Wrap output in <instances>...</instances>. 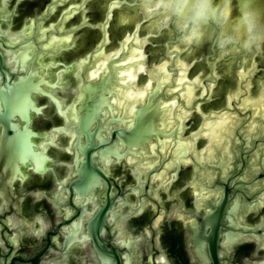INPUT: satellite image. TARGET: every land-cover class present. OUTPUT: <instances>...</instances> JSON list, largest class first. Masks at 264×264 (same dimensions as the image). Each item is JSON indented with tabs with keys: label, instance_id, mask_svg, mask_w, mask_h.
<instances>
[{
	"label": "flooded vegetation",
	"instance_id": "obj_1",
	"mask_svg": "<svg viewBox=\"0 0 264 264\" xmlns=\"http://www.w3.org/2000/svg\"><path fill=\"white\" fill-rule=\"evenodd\" d=\"M132 3L0 0V264H264V127L257 124L256 136L247 135L253 114L233 98L243 90L241 71L248 76L254 66L251 95L259 97L264 54L245 60L220 57L209 45L179 48L188 83L200 78L197 92L188 107L176 93L166 94L174 80L162 84L164 97L155 96L160 103L147 111L155 134L134 145L127 134L161 76L132 112H118L112 98L120 83L110 63L123 59V43L137 33L145 40L146 64L136 84L144 89L164 63L170 79L176 75L169 69L176 42L144 17L121 23ZM68 36L57 54L46 53L51 37ZM102 48L103 58L119 54L108 60L106 73L89 79ZM101 78L93 115L89 108L79 112L84 86ZM173 98L174 123L167 128L161 104ZM178 106L190 109L186 118L178 117ZM228 110L240 122L232 162L224 166L218 156L201 159L208 145L202 131L206 118ZM223 205L216 224L212 218Z\"/></svg>",
	"mask_w": 264,
	"mask_h": 264
},
{
	"label": "water",
	"instance_id": "obj_2",
	"mask_svg": "<svg viewBox=\"0 0 264 264\" xmlns=\"http://www.w3.org/2000/svg\"><path fill=\"white\" fill-rule=\"evenodd\" d=\"M130 5V4H128ZM94 7V6H93ZM32 6L26 7V12L31 13ZM94 9H97L96 6ZM113 11V10H112ZM111 11V13H112ZM95 19H99L101 16V12L99 10H96ZM110 13V14H111ZM66 20L63 25L67 22ZM139 28V26H138ZM119 32H117L118 35ZM43 37V34L42 36ZM72 36H68L66 38H61V40H56L55 38L51 37L47 43H46V50L51 53L53 51H56V49L59 46H63L65 44H69L71 41ZM145 40L139 41L137 38V33L133 35L131 38L127 37L125 42L122 46V52H125L126 54L122 56L123 59L115 60L110 63L111 67L115 71V77H117V81L120 83V86H118L117 93L115 97L112 98L113 105L115 106V110L118 112H121L123 109L126 110V113L129 114L132 112L135 108V106L139 102H143L146 92L151 89L152 82L157 78L158 76H161L160 81L157 83L156 87L149 93L145 106L143 109L138 110L137 112V120L135 122V125L131 132L127 134V140H134L137 143H133L134 145L139 144V140L147 141L150 137L155 134L154 132V126L152 122V117L147 115V111L150 110L152 107H156L160 100L157 101V103H154V97L157 95H160V97H164V93H162V84L170 83L171 80H174V85L166 91V94H172V96L179 95L182 99H185V105L189 107L193 97L195 96L197 92V86L200 83V78L197 77L192 84L188 83V69L186 62L180 59L181 53L179 52V47L177 44H174L173 51L169 54L170 56H173L174 59V66H172L171 70L174 69V73L176 74L173 79L171 78V72L167 70V63H164L162 65H166V67L161 71V66L155 69L154 71L150 72L151 79L150 82L146 85L144 89H139L137 87V81L140 75V72L145 71L144 65L146 64V57L144 56V48H145ZM33 50H31L32 53ZM59 52L56 51V54ZM121 52V53H122ZM119 52L116 51L113 54L109 55L106 58H103V48L98 50L96 52V61L94 62V67L92 68L93 71L89 72L87 74V78L89 79H96L99 75H103L107 71V63L108 60H111V58H114V56L118 55ZM101 55V56H100ZM140 57H143V59H140ZM213 70L215 71V65H212ZM142 69V70H141ZM255 66L252 71L247 73L248 76H244V69L240 73V82L243 86V90L239 91L235 94L233 97L236 102L237 106L240 107L241 110L247 109L250 110L253 114L251 121L247 122V126L244 128V130L247 131V135H251L254 133L256 136V128L258 127L257 124L260 125V131L263 129V120H264V89L261 91L259 97L252 98L251 95V80L255 73ZM156 72V74H155ZM217 73L214 72V75ZM35 73H32V76H34ZM113 75V74H112ZM111 73L108 78L111 79ZM156 75V76H155ZM215 78H212L210 81L207 82V88L210 94H213V90L215 88L216 84ZM103 78H101V81L98 85H95L93 88L89 87L88 85L84 86V93L85 98L83 104L79 107V112L81 108H89L90 112L92 111L93 107L98 106L99 98L101 97L103 93V86H102ZM229 83V82H228ZM231 84V83H230ZM126 86V87H125ZM227 88L229 87L227 84H225ZM176 93V95H174ZM203 94V92H202ZM204 95V94H203ZM229 105L231 104L232 97H229ZM90 102V103H89ZM166 102V103H165ZM161 105L165 107V112H167V128H169L173 123V119L171 117V112L175 108L176 104L175 98L168 99ZM167 106V107H166ZM178 117L180 119L186 118L190 112V109H182L181 106H178ZM164 112V113H165ZM94 111H92L91 115H93ZM90 115V113H87ZM150 114V113H148ZM86 117V116H85ZM143 119V121L140 123L139 120ZM240 122V118L236 114L235 111H225L221 112L218 115H215V118H206L205 119V129L202 131L203 137L206 139L208 145L204 149V151L201 153L202 157L201 159L204 160V156H207V159H211L216 156L221 157L223 160H225L224 166L229 165L232 162L231 152H232V146H230L232 142V137L234 134V130L238 123ZM84 124H90V117L85 119ZM201 133V134H202ZM162 135V134H161ZM166 134L162 135L165 136ZM198 138H195V141L197 142ZM133 141V142H134ZM168 142L165 143V149ZM164 149V151H165ZM178 149V148H177ZM146 153V151H145ZM165 153V152H164ZM163 153V154H164ZM264 154V151L263 153ZM230 160V161H229ZM180 161H183L180 159ZM228 161V162H226ZM224 171V170H223ZM256 171V169H254ZM196 188V185L194 186ZM204 192H201V196L205 199H210V195H205ZM225 206L223 205L219 210H217L215 216L212 219L216 220V224H220L219 222L222 219V216L224 214ZM246 214V212H245ZM211 219V220H212Z\"/></svg>",
	"mask_w": 264,
	"mask_h": 264
},
{
	"label": "clouds",
	"instance_id": "obj_3",
	"mask_svg": "<svg viewBox=\"0 0 264 264\" xmlns=\"http://www.w3.org/2000/svg\"><path fill=\"white\" fill-rule=\"evenodd\" d=\"M131 8L121 23L144 17L182 50L209 45L220 57L245 60L264 54V0H133Z\"/></svg>",
	"mask_w": 264,
	"mask_h": 264
},
{
	"label": "snow or ice",
	"instance_id": "obj_4",
	"mask_svg": "<svg viewBox=\"0 0 264 264\" xmlns=\"http://www.w3.org/2000/svg\"><path fill=\"white\" fill-rule=\"evenodd\" d=\"M140 59H143V57H140ZM166 67V65H162L161 66V71H163V69ZM142 70V69H141ZM173 103H175V102H173ZM167 107V106H166Z\"/></svg>",
	"mask_w": 264,
	"mask_h": 264
}]
</instances>
